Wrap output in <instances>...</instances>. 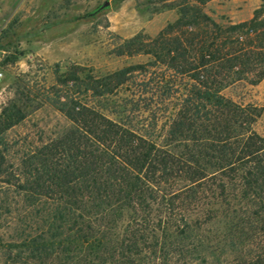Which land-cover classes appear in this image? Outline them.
I'll list each match as a JSON object with an SVG mask.
<instances>
[{"label": "trees", "instance_id": "1", "mask_svg": "<svg viewBox=\"0 0 264 264\" xmlns=\"http://www.w3.org/2000/svg\"><path fill=\"white\" fill-rule=\"evenodd\" d=\"M207 1L181 0L178 19L156 39L123 45L121 55L166 67L157 79L132 82L146 65L59 75L61 89L45 100L70 125L11 170L1 136L27 112L20 99L4 108L0 175L16 194L14 264H146L172 246L171 229L185 238L219 214L231 238L236 221L264 224V137L253 128L261 111L223 95L264 80V4L250 20L222 25L202 10ZM129 82L141 87L139 98L110 110L104 102Z\"/></svg>", "mask_w": 264, "mask_h": 264}, {"label": "rangeland", "instance_id": "2", "mask_svg": "<svg viewBox=\"0 0 264 264\" xmlns=\"http://www.w3.org/2000/svg\"><path fill=\"white\" fill-rule=\"evenodd\" d=\"M180 1L0 0V74L3 75L0 116L5 107L19 99L27 112L21 124L1 136L8 145L4 168L11 170V166H17L19 159L33 148L56 138L70 125L45 99L54 98V93L61 89L57 84L58 76L72 67L106 76L130 66L146 65L149 73H134L132 82L136 84L149 78L157 79L160 72L167 73L166 67L150 66L154 61L151 56L121 55V51L125 42L136 36L146 41L156 39L178 19L175 6ZM263 4L264 0H209L201 7L217 23L229 25L250 20ZM132 82L119 90L118 97L104 102L110 110L123 99L134 95L139 98L141 87ZM48 91L53 93L48 94ZM223 95L261 111L253 128L264 137V80L258 85L237 83L224 90ZM106 114L118 118L109 111ZM141 115L137 120L142 119L141 124L148 126L151 115ZM160 122L159 127L166 119L163 117ZM160 135L163 137L165 133ZM0 150H4L2 145ZM3 178L0 175V236L4 244L0 245V264H14V253L8 246L13 242L17 226L11 210L16 194L14 187L2 182ZM227 222L219 214L200 230L187 232L185 238L176 236V230L171 229L172 246L167 252L158 253L156 258L147 257L146 264H261L260 261L264 264L263 222L236 221L239 231L233 238L226 230Z\"/></svg>", "mask_w": 264, "mask_h": 264}, {"label": "built area", "instance_id": "3", "mask_svg": "<svg viewBox=\"0 0 264 264\" xmlns=\"http://www.w3.org/2000/svg\"><path fill=\"white\" fill-rule=\"evenodd\" d=\"M3 75L2 74H0V79H1V77H2Z\"/></svg>", "mask_w": 264, "mask_h": 264}]
</instances>
